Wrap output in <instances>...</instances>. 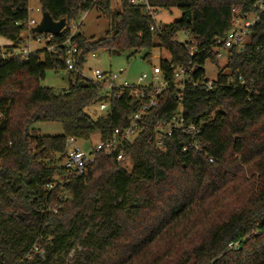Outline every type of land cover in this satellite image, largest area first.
I'll use <instances>...</instances> for the list:
<instances>
[{
    "label": "trees",
    "instance_id": "16d2710c",
    "mask_svg": "<svg viewBox=\"0 0 264 264\" xmlns=\"http://www.w3.org/2000/svg\"><path fill=\"white\" fill-rule=\"evenodd\" d=\"M257 0H148L156 11L176 10L178 20L151 31L148 13L129 0L113 11L110 0H39L53 21L79 19L96 9L114 25L98 41L80 32L75 68L92 52H165L160 68L168 82L159 105L140 123V133L112 155L100 152L83 175L67 176L56 156L68 139L100 141L119 135L141 103L124 91L92 118L91 106L106 101L98 85L68 72L64 58L45 49L27 59L0 61V264H19L37 244L44 259L34 264H264V11L250 29L245 50H229L224 69L209 80L205 64L218 67L213 47L232 29L236 13L256 12ZM28 0H0V37L6 53L24 46ZM17 23L18 25H15ZM189 33L190 58L175 41ZM68 29L56 37L64 41ZM196 67L190 80L175 83L177 68ZM67 72L61 94L40 83L48 72ZM242 81V83H241ZM204 82V83H203ZM180 97V101L178 98ZM180 109L186 124L201 125L202 152L183 151L187 136L174 131L155 144L156 125ZM100 112V111H99ZM39 123H59L60 136H40ZM122 152L123 162L115 160ZM66 182L52 189L54 177Z\"/></svg>",
    "mask_w": 264,
    "mask_h": 264
},
{
    "label": "built area",
    "instance_id": "2783aa9c",
    "mask_svg": "<svg viewBox=\"0 0 264 264\" xmlns=\"http://www.w3.org/2000/svg\"><path fill=\"white\" fill-rule=\"evenodd\" d=\"M90 1L92 6H94L98 0ZM129 3L132 6L143 7L153 21V25L150 27L151 31H154L157 35L162 34L163 28L157 22V15L159 12L149 6L148 0H129ZM255 7L256 12L246 17H242L238 13L234 15L232 20V29L227 33L224 39L217 40L213 47V52L217 54V57L220 56L218 52L220 50L226 51L234 48L239 53L244 52L248 41L249 31L256 25L258 21V14L264 11V0H257ZM87 13L88 11H86L84 14ZM82 22V18L66 21L64 29H68L70 35L64 41H58L55 39L56 36L52 35L34 34L38 35L36 42L40 43L44 41L43 49H45L48 53H54L63 57L65 67L68 72H72L75 75L80 76L99 86L102 94L107 96L106 101H103L97 105L100 112L107 111L109 108V101L113 98L119 99L124 91L127 92V98L130 101L141 103V106L139 111L130 118L127 128H125L119 135H114L110 139L105 141L99 140L90 152H85L82 150L80 146L77 145V140L73 138L68 139L66 142V152L63 157L64 165L61 167L67 176L83 175L87 171L89 165L93 162L96 154L104 152L107 155H112L117 149L122 148L125 144H131L140 133V123L142 119L151 110H154L158 107L159 97L168 87V82L166 81L164 73L160 67L153 68L150 76L143 74L138 78L136 83H128L126 81L118 83V79L122 74L121 70L118 72V74H112L95 69L90 72V76L84 75L83 70H77L75 66L77 63L78 50L76 46L72 44L71 38L78 32ZM15 25L18 24L15 23ZM36 25L37 24L35 21L29 20L28 18L26 22L28 41L33 35L31 33V29ZM183 45L184 49L188 51L189 57L193 58L197 52V48L195 46L189 48L186 43ZM30 53L31 52L28 47L23 46V48L19 51L17 49H13L9 53L3 54L2 58L8 59L20 56L26 60ZM189 66L190 67L185 69L177 68L174 70L172 73V80L175 83H184L189 81L190 75L197 70L196 67L191 64V62L189 63ZM159 76H161L162 79H160ZM204 82L210 89L212 80H206ZM178 100L180 101V97ZM1 118L2 115L0 114V119ZM200 126L201 125L186 124L181 110L178 109L167 122L157 123L155 128V144L159 149L164 150V144L162 142L163 138L165 136H170L174 131L179 130L183 131L187 136V143L184 145L183 151H187L190 148L196 152H202V147L196 141V135ZM115 160L119 163L123 162V154L121 151L117 153ZM64 182H66L64 177H54V182L47 186V189H52L58 184ZM32 253H35L38 259H44V250L35 244L30 252L26 255L24 261L20 262L19 264H34Z\"/></svg>",
    "mask_w": 264,
    "mask_h": 264
},
{
    "label": "rangeland",
    "instance_id": "374dc122",
    "mask_svg": "<svg viewBox=\"0 0 264 264\" xmlns=\"http://www.w3.org/2000/svg\"><path fill=\"white\" fill-rule=\"evenodd\" d=\"M121 0H110V8L113 11L120 9ZM157 22L162 28L169 26L174 21L178 20L180 14L176 10L171 12L158 11ZM28 18L38 24L42 18V11L40 8L39 0H28ZM83 19L82 25L78 32H80L86 39L90 41H98L102 39L105 34L112 28L114 22L106 15L98 12L95 8L88 11L87 14H83L80 19ZM77 32V33H78ZM38 35H32L28 41V35L25 32L23 34L24 46H27L30 52L40 51L44 48V41L38 43L36 38ZM3 42L7 41L5 38L0 37ZM192 40L189 33L185 31L178 32L175 36V41L180 44L188 43ZM21 46L17 50H21ZM220 56L218 57V67L207 61L205 64L206 77L209 80L215 79L216 75L221 69L226 67L229 50L218 51ZM144 52L132 53V52H109L107 50H98L89 54L86 58L83 74L90 76V72L98 69L105 73L118 74L121 70L122 74L118 79V83L126 81L128 83H136L138 78L143 74L151 75L152 69L160 67V62L163 58H168L165 52H161L158 49L153 50L151 58L149 60H143ZM3 60L0 58V61ZM224 73H228V70L224 69ZM162 79L161 76H159ZM42 87L52 88L55 94H61L68 89V73L67 72H48L45 79L40 83ZM89 115L92 118L102 114L99 112L98 106H91L87 109ZM32 129L40 136H60L62 135V128L59 123H39L33 125ZM99 138L97 135L92 136L88 141L77 140V145L80 146L85 152H90L92 148L98 143ZM58 166L64 165V159L60 156H56Z\"/></svg>",
    "mask_w": 264,
    "mask_h": 264
},
{
    "label": "water",
    "instance_id": "95a60500",
    "mask_svg": "<svg viewBox=\"0 0 264 264\" xmlns=\"http://www.w3.org/2000/svg\"><path fill=\"white\" fill-rule=\"evenodd\" d=\"M65 25L66 20L64 18L53 21L48 13L42 12L41 21L31 29V33L57 36L65 28Z\"/></svg>",
    "mask_w": 264,
    "mask_h": 264
},
{
    "label": "crops",
    "instance_id": "0c3cea01",
    "mask_svg": "<svg viewBox=\"0 0 264 264\" xmlns=\"http://www.w3.org/2000/svg\"><path fill=\"white\" fill-rule=\"evenodd\" d=\"M10 42L5 41L3 42V40L0 39V50H1V56H3V54H6V49L10 47ZM8 53V52H7Z\"/></svg>",
    "mask_w": 264,
    "mask_h": 264
}]
</instances>
